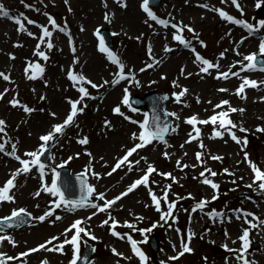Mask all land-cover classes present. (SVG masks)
Listing matches in <instances>:
<instances>
[{
    "label": "snow or ice",
    "instance_id": "snow-or-ice-1",
    "mask_svg": "<svg viewBox=\"0 0 264 264\" xmlns=\"http://www.w3.org/2000/svg\"><path fill=\"white\" fill-rule=\"evenodd\" d=\"M117 2L120 3L121 7H126V5L122 2V0H117ZM149 2H150V0H143L142 5H141L142 10L147 14L149 19H151L152 21H155L156 23H158L162 26L168 27L169 26L168 21L163 20V19H158L156 17V15L153 14V12L149 8ZM221 2L227 3L228 0H221ZM65 3H67V0H65ZM231 4L233 6H235L236 9L241 12V14H243V10L241 8L239 0H231ZM262 5H264V0H257L256 7L260 8ZM202 6L207 7V5H202ZM212 10L217 12V14L223 20H225L229 23L240 25L243 28H245L248 31L249 35H254L258 31H260L261 28H264V20L259 21V27H256L252 24H249L247 21L234 18L233 16H231L230 14H228L227 12H225L221 9L214 8ZM0 17L14 19V22L18 26V29H17L18 31H21V32L27 31L25 28V25L21 21V19L11 17L9 11L5 10V8L2 4H0ZM23 19L26 20L28 24H34L35 23L34 21L28 19L27 17H23ZM48 20H49V24L51 25L53 30L62 32L65 35H69V41L71 44V37H70V34L67 32L66 26L65 27L59 26L57 24L56 20L54 18H52L51 16L48 17ZM105 20L110 22L108 14H105ZM170 26L173 29H175V32L173 34V39L175 41L179 42V44L183 45L184 47H186V48L189 47L190 41H187L183 37L182 33L185 29H187V31H189V32L194 33V29H192L191 27H189L187 25L180 26L177 24H171ZM40 27H41L42 35L38 38L40 43L37 45V50L35 51L34 55L41 57L43 60H47L48 57L45 55V53L43 51L40 50V45L46 43V46L48 49L53 48L54 45L51 42V37L53 35V31H50L49 28L45 27V26H40ZM97 34H99V33L97 32ZM28 35H32V33L28 32ZM241 43H243V41H241ZM258 49H259L258 53H251L248 55H244V56H242V60L237 62L240 65L241 71H261V72H264V38L261 39L259 46H258ZM72 51L75 52L74 47L72 48ZM99 51L106 53L107 59L112 64L117 66L118 70L114 74L115 79L112 81L113 84H119L121 81L128 80L130 78L134 79V77H130L129 74L125 73V71H124L125 65L121 62V60L118 58V56L115 55L112 51H110L106 46L102 45L99 48ZM148 51L150 54L151 53V47L150 46L148 48ZM169 51H171V49L165 47V52H169ZM192 51L195 52V49L193 48ZM236 54L240 55L239 52H237ZM222 57H223V53L221 54V58ZM13 59H14V57H13ZM245 61L247 62L246 64L244 63ZM160 62L161 61H155L156 64H158ZM195 62L198 63V65L200 66V72L204 73V74H209L211 69H214V68L219 69V67H220L219 63L214 64V63L208 61L207 59H204L203 57H201L198 53L195 54ZM153 66H154V64H148L147 68H151ZM236 66H237L236 64H233L230 66L229 71L218 72L216 78L217 79H228V78H230V76H239V72H232L231 71V68H234ZM145 70L146 69H141V71H145ZM43 71H44V69L39 63L29 62L27 67L25 68L26 78L30 79V80H35V79L42 76ZM182 72H183V70H182ZM0 77H2L6 81L9 80V76L5 75L4 73H0ZM67 77L70 81L73 82L74 87H76L77 85H80L77 88V91L80 93V99L76 100V101L70 100L69 101L70 110H69V113L67 114L66 118L63 120V122L60 124L53 125L52 130L50 132L39 137L41 143H40L39 147L37 148V150L25 153V156L29 157L30 159H27V160L22 159L20 156L15 155L16 145L15 144L12 145V152L7 153V154L12 156L14 159H16L19 162V164L21 165V167L19 169H17L16 171H14L10 175L9 179H7L2 186H0V203L14 202V196L11 195V192L16 187L15 181H16L17 176H19L21 174H27V173L32 171L33 167H35L38 169L40 179L42 181V188L40 191H37L34 194L35 196H39L41 194V191H42V192L50 194L53 197H56L57 199L53 203H54L55 208H57V209L60 208L61 206H63L67 211H74V210L81 209V208H92V209H96L97 212H107L119 200H121L123 197L127 196L128 194L132 193L139 186H144L145 188H148L149 177L151 176L152 173L157 172L155 167L149 164L147 166V168L144 170V175L141 178L135 180L131 185H129V187L126 189L125 192L121 193L119 196L115 197L112 200H105V196L103 193L97 194L98 199L104 201L103 206H100L97 203L91 202V197L95 194V188L88 184L86 176L89 173H91L92 175L99 178V174L91 172V168L86 169L85 172H83L77 176V180L80 183V190H81V196L78 200H69L66 198L65 193L62 190V187L60 186V183H59L60 173L57 171L56 167H53L51 169L52 179H51L50 184L44 182L46 166L42 162V157L46 153H49L51 151V148L55 146L56 142L59 139V136L64 133V131L67 127L75 125L76 117L78 116V114L83 112V110H84L83 107H78V105H80L81 102L85 98L89 97V92H88L87 88L82 86V85L87 84V85H90L91 88H94V89L101 87V85H97V84L93 83L92 81L88 80L82 74H79V75L74 74V72L71 70L67 73ZM104 83L107 84L108 81H105ZM261 83H264V81H262ZM258 86L259 85L257 84L256 81L244 78L242 84L237 89L235 94L240 96L242 99H244L245 97L242 94L244 93L246 87L256 88ZM124 91H125V95L122 98V104L125 106H130L129 105L128 90L125 89ZM187 91H188L187 89H183L180 93L174 94L175 100L177 103L180 102L181 97H183L187 93ZM219 91L224 92V91H227V89H219ZM2 98H3V94H0V99H2ZM41 99H43V97ZM164 99L166 100L168 98L164 97ZM197 102H199V101H197ZM10 103L14 107L19 105V102L16 100L10 101ZM227 105H229V101H227V100L221 101L220 104H217L214 106L213 110L215 112V109H223ZM23 110L26 113L33 111L32 109L28 108L27 106H23ZM132 110L136 111V109H132ZM113 111L116 114L123 115V113H121V111H120L119 106H117ZM229 111L232 113L237 112V111L243 112L244 109L229 108ZM229 111H220L219 113L212 115L209 119H206V120H199L198 117L195 115L188 118L185 122L187 124L193 126V131H194L195 135H193L192 133H189V140H187L185 143H191L193 140H199L200 128L196 127L197 124H202V125L211 124L214 127L218 125V127L220 129H223L224 132H227L230 135L231 139L234 142H236L237 144L241 143V139L238 138L235 135V133L232 131V129H236L238 126L235 123H233L231 119L228 118L229 117ZM52 115L55 116L54 113H52ZM174 115H175L174 113H165V117L174 116ZM125 119H128V117H125ZM132 123H137L139 125V128L141 129V131L138 134L133 133V139L136 141H139V142L135 143L132 148L127 149L124 156L117 160L115 165L112 167V171L107 173V175H109V176L112 175L114 172H116L118 169H121L123 166H127L128 170L131 171L133 169L134 165H138L140 163L139 160H137L135 162H132L129 160V158L131 156H133L134 153H136L139 149H142V148L146 147L147 145L153 143V141L166 143L165 136L170 131L174 130V129L170 128V126L168 125V123L166 121H162L160 119V117L156 114H153L151 117H149L146 114L145 119L142 122L132 121ZM4 125H5V122L3 120H0V133L4 132ZM239 131L246 132L247 130L244 129L243 127H239ZM256 131L264 132V128H257ZM211 138H223V132L218 131V130L214 131V135ZM88 142L89 141L86 137L82 138L78 141V143H80L81 145H86ZM243 142L246 143L247 142L246 139ZM181 147H183V145H181ZM199 147L201 149H204L205 145L201 142L199 144ZM0 152H4V144L3 143H0ZM87 154L89 156H91V153H87ZM77 155H79V154H77ZM164 156H165V158H168V153L165 152ZM202 156H203V152H197L196 153L197 161L203 162ZM210 158L213 160H222L223 159L222 157H219V156H211ZM49 159H52V157L49 156ZM71 159L72 158L70 157L69 160H71ZM141 159H144V158L142 157ZM245 160H248L247 154H245ZM248 163H249V167L251 168L252 172L254 173L253 184H256L258 186L259 191L261 193H264V171L259 169L250 160L248 161ZM177 166L179 168H181V170H183V168L188 167V165H181V162L179 160L177 161ZM57 167L64 168L65 164L61 163ZM206 172L210 176H213V177L217 175V173L213 172L211 169H206ZM224 172L228 175H234L233 173L228 172L227 169H225ZM159 174L164 176L165 178H171L173 180V182H176L175 177H172L170 173H159ZM200 175H201V177H204L201 180V183H203L205 185H209L214 190H218L219 185L214 183L211 179H209L205 175V172H201ZM233 182H235V181H233ZM247 187L251 188L252 185L251 184L247 185ZM170 188H171V185H168L166 187L162 197H157V195L149 188V195L151 197L153 205L155 206V208L158 212L161 211V200H163L167 204V211L163 212L161 214V217H160L161 220H163L165 222H167L168 219L172 217V214L176 208L175 203H169L168 202V190ZM213 198L215 199L216 197L214 196ZM207 203H208V201H206V200H201V201L197 202L193 206L192 211L195 212L197 210H203L206 207ZM97 212H94L93 215H96ZM53 215H54V210H49V211H46L43 215H41L39 217H31V214L27 213V211L23 208H20L18 210L14 209L9 216L0 217V242L7 240L10 244H13V246H15V242L9 236H7L5 234L6 229L23 225L26 222V220L35 219V220H39L40 222H44L48 217H51ZM208 215L211 217H222L223 214L213 212V213H209ZM243 215L245 217L251 216L252 219L258 221V223H252L251 221L245 219L244 222L247 223L249 225V227L243 229L242 234L238 238L239 241L241 242V247L239 249H228L226 244L223 245V247H225V249L228 251L236 252L237 255L235 258L238 261H240L241 264H256V262L254 260H249L247 258V253H248V250H249L250 244H251V241L249 239L250 230L258 228L261 225H264V220H259V218L255 217L254 214H252V213H244ZM91 218L92 217H89L88 219H91ZM55 219L60 220L62 218L60 216H56ZM140 219H142V218H140ZM237 219H240V216H237ZM109 220L112 221V223L110 225L111 234L113 236H117L118 238L123 239L124 237L115 231V229L117 227V221H115V218L112 217L110 214H109V218L107 220L103 221L101 226L108 225ZM82 223H83V221L77 220L68 229L65 230L64 235L66 237H67L68 232H71L73 230H75V232L71 236L70 239L66 238L63 243H61L59 245H55L51 248L48 247V245L53 244V241L59 239V237H52L49 240H47L45 243L38 245L36 248L30 249L28 252L21 253L20 255L21 256H27V255H30L31 253L38 252L40 250H46L49 252L59 251V252L63 253V249H64L65 244H71L74 248V255H73V258L71 260V264H78V261L82 259V257L79 254V241H80L81 233H83L86 236H90V234L84 228L79 227V225ZM125 226H127L128 228L135 229V225H133L131 223H127ZM155 226L156 225H154L153 227H155ZM139 231H141V233L143 234L146 232H151L152 229L149 228V229H143V230H139ZM226 235H227V233H226ZM193 236H194V234L189 232L188 237H187L188 242H185L183 239L181 240L182 251L179 252L178 256H173V257H170L169 259L175 260V259H178L179 256H183L185 253L191 252L192 249L188 246V243H190ZM90 238L93 240L96 239V237H94V236H90ZM127 240L131 245V249H132L133 254L139 258V260L141 261V264H146L147 258L145 257L144 253L138 247V242L135 239H133L131 236H127ZM233 243H236V241H233ZM93 251H95V249H93ZM112 251H113L114 255H117V256L122 255L121 253H118L114 248L112 249ZM17 258L18 257H11V256H7L4 253H0V264H8V261H11V260L17 259ZM83 259L86 260L87 258L83 257ZM41 264H48V261L44 260L41 262ZM162 264H163V262H162Z\"/></svg>",
    "mask_w": 264,
    "mask_h": 264
},
{
    "label": "rangeland",
    "instance_id": "rangeland-1",
    "mask_svg": "<svg viewBox=\"0 0 264 264\" xmlns=\"http://www.w3.org/2000/svg\"><path fill=\"white\" fill-rule=\"evenodd\" d=\"M81 0H70L71 2V10L67 9L66 20H63L61 22V27L68 28L71 32L74 31V28L76 26V23L78 22L80 24V28L76 31L75 36V42L71 45L68 43V39H66L65 35L61 34V43L60 47L64 50L65 53L59 54L58 59L55 61H51L50 53H47L46 56L48 57L47 60H43L41 57L34 55L35 51L37 50L36 45V39L30 38L28 39L27 48H30L27 50V53L29 54L28 62L32 63H38L39 61L44 62H50L51 65L42 66L45 70L46 74L45 76H41L40 78H37L35 80H29V81H20L18 78V81H15L13 79V76L11 74H8L9 70H3L2 73L9 76V80H4L2 77H0V94H3V100H0V106L1 111L0 115H2L6 109L12 107V104L10 101L15 100L19 95L26 97L28 96L29 102H31L32 98L37 100V97H41V95L44 96L46 99L44 102H46V105H49V109L52 110V112L55 114L54 119L63 120L66 118L67 114L70 110V104L69 101L72 99L79 98L77 96V92L71 91L70 93H67L66 89H69L73 86V82L70 81L67 77V73L70 70H73V67L76 69L78 68L81 70L80 74L85 76L88 80L92 81L93 83L97 85H101L99 88H91L90 85H83L86 87L90 92L93 90L97 91V94H100L102 90L106 89L107 86H109L112 81L115 79L114 74L117 72L115 70V66L109 65V60L107 59V56L99 51V48L101 47L98 45L97 42V31L99 30V27L105 25L111 27L116 33V40H123L127 45H122L120 55H123V62L126 65L125 73L129 74L130 70L134 71L136 73L137 71L141 69H146L145 71H142L140 74H136L137 78L142 80H145V78H149L148 80H157L161 81V84L167 85V79L171 78L169 75L164 74L166 72L167 67L170 68L168 70V73H172L173 67L174 72L177 73V68L181 64L180 60H177L173 65L169 66H162L160 63H162V60H160V57L163 55V50L165 45L161 43L162 40H164L165 36L168 35L166 38V41H169L170 38L173 37V30L170 28V25L166 27V29L159 28L155 23H152L148 20V18L145 16V13L142 11V2L143 0H122V2L125 4V2L130 6L128 11L131 15L127 16L128 13L124 11L121 6L120 7H113L116 3L109 0L110 3L107 6V14L109 15V21L105 20V15L103 12H95L91 10L93 13H96L91 19L88 20H78L79 16L78 14L80 10L87 9L85 8L86 2L83 0L81 3L79 2ZM96 1V11L98 9H101L99 6V1ZM174 0H167L162 9L161 13L163 15H166L170 20L175 22L174 15L172 13L171 5ZM180 6L183 5V1L179 0ZM111 15V16H110ZM84 17H81L83 19ZM69 26V27H68ZM83 29V30H82ZM5 33L0 34V49L4 48L6 49V54L2 55L1 60L2 64L6 63L9 64V56L13 55L16 52V44H11L8 42V39L6 38ZM149 46L151 47V53L153 54L152 59L153 61H161L157 65H160V67H164L161 70L155 71V73L152 75L153 71L155 70V67L157 66L156 63L154 64L153 68H147L146 61H151V57L148 51ZM75 48V52L72 51V48ZM120 46H118L119 48ZM46 48V45H43L40 50H43ZM146 52V54H144ZM8 56V59H7ZM12 63V60H10ZM13 64V63H12ZM5 68L4 65L0 67V69ZM26 68V67H25ZM25 68H16L18 71V75L22 76V73L25 72ZM159 68V67H158ZM172 69V70H171ZM65 72V73H64ZM74 73V74H78ZM162 76H159L161 75ZM163 77V78H162ZM108 81L107 84L104 82ZM35 82L36 84L32 87V83ZM176 82V81H174ZM166 83V84H165ZM28 85L30 87H28ZM129 89V91H135V88L133 85L128 84V86H124ZM58 88L63 91L64 96L61 97V93L59 92ZM7 90V91H6ZM121 92V91H120ZM41 93V95H40ZM120 95V93H119ZM118 95V97H119ZM30 109L34 110V105L31 103L29 106ZM106 111H103L102 109H99V111L94 115V118L92 120L88 119H82L83 115L76 119L78 120V125H87L90 126L94 132L95 139L98 143H105L108 147L109 153H110V160L108 162V168L109 173L112 170V167L115 165L116 160L120 158L122 155L125 154L126 150L132 147V145H120L124 142H119L120 144L113 142L111 137L115 135V133H109L108 132V125L107 121L104 118V113ZM38 115H35L33 117V121L31 122L30 119L26 120V117L24 118L22 124L23 129L25 128L24 132L22 133L23 138L27 139L29 136V133L31 132H38V131H44L42 127L45 125L41 122V118L45 117L48 120V123L54 122L53 119H51L48 114L42 115L40 112H38ZM3 116V115H2ZM21 116V115H20ZM61 123V122H60ZM30 128V129H28ZM38 129V130H34ZM101 139H100V137ZM27 135V136H25ZM29 141L23 140L18 145L19 150L23 151L28 148H34L36 143H33L29 145ZM94 154L101 155L100 150L96 148L93 150ZM98 158V156H97ZM137 161L134 159L132 162ZM94 165L96 163L95 160H93ZM107 164V163H105ZM94 168H97L94 166ZM128 169L127 168H121L117 171V176L114 175L115 180H117L118 176L121 174H124ZM134 170V167L133 169ZM137 175H135L136 177ZM109 179L102 180V183H105ZM48 183V181H46ZM128 185V184H126ZM121 188L120 190H122ZM21 198L24 201L29 202V205L34 204V201L41 200V198L44 197V192L41 191V194L39 196H35L34 194L37 191H40L41 189L37 188L33 185V183H30L27 187L22 189ZM124 191V190H123ZM191 191H194V188L191 189ZM122 192V191H121ZM139 198L134 199L133 202L138 203ZM137 205V206H136ZM132 207L136 210L134 211V217L139 218V223L142 221H145L144 217H139L138 213L140 211L142 212H148V213H157V210L155 206L149 205L146 201L141 202L139 205L136 204ZM127 212V211H125ZM129 213L131 214V208H129ZM149 217V216H148ZM147 217V218H148ZM142 218V219H140ZM52 232H44L43 235L39 238H36L32 241H30L29 233L24 237V241L29 244V246H33L35 243L43 241V239L50 235ZM57 235L58 233L55 232ZM32 236V235H31ZM114 260V259H113ZM113 260L102 262L101 264H107L112 262Z\"/></svg>",
    "mask_w": 264,
    "mask_h": 264
}]
</instances>
